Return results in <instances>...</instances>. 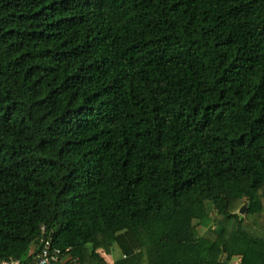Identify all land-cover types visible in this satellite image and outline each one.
<instances>
[{"label": "trees", "instance_id": "trees-1", "mask_svg": "<svg viewBox=\"0 0 264 264\" xmlns=\"http://www.w3.org/2000/svg\"><path fill=\"white\" fill-rule=\"evenodd\" d=\"M42 226L57 264H264V0H0V263Z\"/></svg>", "mask_w": 264, "mask_h": 264}, {"label": "built area", "instance_id": "built-area-1", "mask_svg": "<svg viewBox=\"0 0 264 264\" xmlns=\"http://www.w3.org/2000/svg\"><path fill=\"white\" fill-rule=\"evenodd\" d=\"M63 255L62 249L53 245L51 234H48L45 226H42L38 249L33 252L32 264H57L62 261ZM76 261L77 259L74 260ZM0 264H25V262L22 258L10 257Z\"/></svg>", "mask_w": 264, "mask_h": 264}, {"label": "rangeland", "instance_id": "rangeland-1", "mask_svg": "<svg viewBox=\"0 0 264 264\" xmlns=\"http://www.w3.org/2000/svg\"><path fill=\"white\" fill-rule=\"evenodd\" d=\"M32 246H34V245H32ZM96 251L98 253H100L107 260V262L109 264L113 263L115 257L120 254V250L118 249V247H115L114 252L112 254H106L104 252V249H103L102 244L100 242L96 246ZM238 262H239V258L236 257V258L233 259L232 264H238Z\"/></svg>", "mask_w": 264, "mask_h": 264}, {"label": "water", "instance_id": "water-1", "mask_svg": "<svg viewBox=\"0 0 264 264\" xmlns=\"http://www.w3.org/2000/svg\"><path fill=\"white\" fill-rule=\"evenodd\" d=\"M246 210H247V204L243 205V206L240 208L239 213L244 214V213L246 212Z\"/></svg>", "mask_w": 264, "mask_h": 264}]
</instances>
